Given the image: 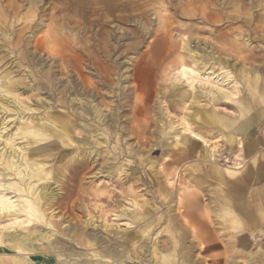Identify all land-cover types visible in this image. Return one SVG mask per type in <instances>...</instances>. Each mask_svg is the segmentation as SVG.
Returning <instances> with one entry per match:
<instances>
[{
    "label": "rangeland",
    "instance_id": "rangeland-1",
    "mask_svg": "<svg viewBox=\"0 0 264 264\" xmlns=\"http://www.w3.org/2000/svg\"><path fill=\"white\" fill-rule=\"evenodd\" d=\"M263 90L264 0H0V185L17 203L0 261L264 264L222 191L264 147ZM207 228L217 246L194 236ZM45 230L50 248L5 241Z\"/></svg>",
    "mask_w": 264,
    "mask_h": 264
},
{
    "label": "bare ground",
    "instance_id": "bare-ground-1",
    "mask_svg": "<svg viewBox=\"0 0 264 264\" xmlns=\"http://www.w3.org/2000/svg\"><path fill=\"white\" fill-rule=\"evenodd\" d=\"M102 1H104L105 4H108V0H102ZM181 73H182V76L185 79H187L188 81H190V85L191 86H193L192 85L193 82H198V83H201L203 85L209 86V90H208V93L209 94L211 93L213 95L214 93H216V91H214V88H216L218 90L222 89V87L219 85V82H220L221 79L218 78V75L215 74L212 70H209V71H199V72H197V71H195L194 69L191 68V69H189V71H187L186 70V66H184V64H183L182 65V72ZM222 82H223V80H222ZM101 113H102L101 111H98L97 114H96V118L99 121L101 120V117L103 116V114H101ZM5 126H6V124H3V126L1 127V130H4L5 129ZM80 126H81V124H80ZM39 128L40 127L38 126L37 129H39ZM29 133L31 134V132H29ZM33 134H35V131L33 132ZM214 152L215 151H213L212 154H214ZM27 175H28V177H30L31 176L30 175V172H27ZM31 177H33V175ZM20 182L21 183H24V181L22 179H20ZM9 186L10 185H8V187H7V185L6 186L0 185V188H2V190L0 191V212H8V211L10 212L17 205V203H15V201L12 200V197L11 196H8L5 193L6 192L5 190H7L8 188H11V186L10 187ZM33 188H34L33 193H32V191L29 192L27 189H25L23 191V193L26 194V195H30L33 198V201L32 202L33 203L34 202L37 203V207H35V210L38 212L39 211V209H38L39 208V202H40L39 201V197L45 198L46 189H45L44 186H41L40 189H39V191L36 192L38 190V186L36 187L34 185ZM7 192H8V190H7ZM32 202L29 205L30 207L33 206V203ZM185 212L182 213V216H186L188 213H190V212H188V210H186ZM27 214L29 216V221H32V219H36V218L39 217L38 214L32 212V210H28L27 211ZM192 217L194 218V216H192ZM186 222H188V221L186 220ZM230 222L232 224H234V225L236 223L235 220H233V219H231ZM183 226L186 227L184 224H183ZM214 231L215 230L213 228H207L206 230H203V231H201V230L200 231H196L195 230V231H193V234H194V236L196 238L201 236L203 240L204 239H209V244L210 245L217 246L218 242L214 238H209V236H211V234H213ZM261 235H262V233H261ZM52 236H53V232H51L50 230H45L44 232L43 231H38V232L32 231V232L23 233L20 236H15V235L14 236H11L10 239H7L5 241H7L6 243L11 247V249H13V250L21 253V252H30L31 250H34V248H33L34 242L35 243L36 242H39V243L46 242L47 243V246L50 248V246L53 245L54 242H56V241H54V242L51 241V240H53V239H51ZM254 242H255V244H257V241L255 240V237H254ZM180 244H182V243H180ZM251 247H253V246H251ZM104 254L107 255V256L117 257V254H116V252L114 251L113 248H106L104 250ZM11 263L12 264H34V263L28 261L25 257L21 256L20 254L19 255H15L13 257V259L11 260ZM0 264H8V263L7 262L0 261ZM36 264H43V263H42V261H40L39 263H36ZM114 264H116V263H114Z\"/></svg>",
    "mask_w": 264,
    "mask_h": 264
},
{
    "label": "crops",
    "instance_id": "crops-1",
    "mask_svg": "<svg viewBox=\"0 0 264 264\" xmlns=\"http://www.w3.org/2000/svg\"><path fill=\"white\" fill-rule=\"evenodd\" d=\"M252 153L249 155L256 157H252L249 172L233 180L224 178L226 183L222 190L229 221L235 220L234 233L241 240L254 239L255 236L249 237V234L257 230L264 233V147L259 148L256 155ZM257 244L261 250L264 249V244Z\"/></svg>",
    "mask_w": 264,
    "mask_h": 264
}]
</instances>
